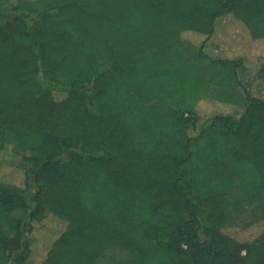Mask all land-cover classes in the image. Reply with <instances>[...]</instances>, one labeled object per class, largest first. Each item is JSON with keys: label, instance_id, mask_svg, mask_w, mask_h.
<instances>
[{"label": "trees", "instance_id": "trees-1", "mask_svg": "<svg viewBox=\"0 0 264 264\" xmlns=\"http://www.w3.org/2000/svg\"><path fill=\"white\" fill-rule=\"evenodd\" d=\"M0 10L23 29L0 38V264H98L111 248L128 264H264V217L202 221L234 185L264 194V0ZM185 40L231 68L245 104L195 86Z\"/></svg>", "mask_w": 264, "mask_h": 264}, {"label": "rangeland", "instance_id": "rangeland-1", "mask_svg": "<svg viewBox=\"0 0 264 264\" xmlns=\"http://www.w3.org/2000/svg\"><path fill=\"white\" fill-rule=\"evenodd\" d=\"M2 26L23 38L21 25L0 10V38ZM186 56L187 67L193 72L195 86L202 87L213 98L245 104L241 89L236 85L231 68L213 65L198 56V43L185 40L181 43ZM5 159L14 165L22 162L10 151ZM264 217V194L254 182L234 185L228 191L217 195L204 206L202 221L211 227L247 226ZM130 254L119 248L109 249L98 264H128Z\"/></svg>", "mask_w": 264, "mask_h": 264}]
</instances>
